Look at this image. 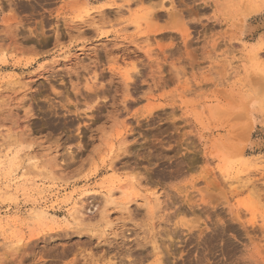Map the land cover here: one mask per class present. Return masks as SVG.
Listing matches in <instances>:
<instances>
[{
    "label": "rangeland",
    "instance_id": "374dc122",
    "mask_svg": "<svg viewBox=\"0 0 264 264\" xmlns=\"http://www.w3.org/2000/svg\"><path fill=\"white\" fill-rule=\"evenodd\" d=\"M0 264H264V0H0Z\"/></svg>",
    "mask_w": 264,
    "mask_h": 264
},
{
    "label": "bare ground",
    "instance_id": "6f19581e",
    "mask_svg": "<svg viewBox=\"0 0 264 264\" xmlns=\"http://www.w3.org/2000/svg\"><path fill=\"white\" fill-rule=\"evenodd\" d=\"M156 15V14H155ZM162 17V16H161ZM156 20V19H155ZM133 75V74H132ZM98 79V78H97ZM99 80V79H98ZM99 84V83H98ZM95 85H97V83L95 84ZM101 85V84H100ZM97 86H99V85H97ZM97 86H96V88H97ZM95 87V86H94ZM95 90H98V88L97 89H95ZM49 113V112H48ZM50 114V113H49ZM81 135V134H80ZM38 212V211H37ZM40 215H41V213H44V210H41L40 212Z\"/></svg>",
    "mask_w": 264,
    "mask_h": 264
}]
</instances>
